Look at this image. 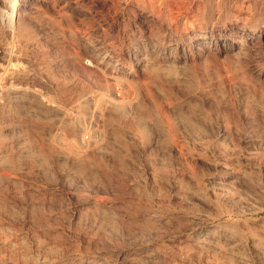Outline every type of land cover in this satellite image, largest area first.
Returning a JSON list of instances; mask_svg holds the SVG:
<instances>
[{
	"label": "rangeland",
	"instance_id": "rangeland-1",
	"mask_svg": "<svg viewBox=\"0 0 264 264\" xmlns=\"http://www.w3.org/2000/svg\"><path fill=\"white\" fill-rule=\"evenodd\" d=\"M36 1L46 15L43 24L33 23V37L40 41L39 51L37 50V54L33 55V61L37 63L36 65H40L41 73L49 74V78L55 82L54 88H50L52 91L49 88L43 89L45 94L50 100L54 99L52 101L65 106L64 108L72 114L71 119L67 121L68 119L60 117L56 110L55 114L52 108L41 105L35 99L26 101L22 105H13L20 109L12 106L11 109L0 110L2 113H0V132H2L0 133V212L2 213H0V225L4 224L8 227L6 229L0 226L3 232L0 231L2 234L0 235V257L4 258V260L0 258V264L13 262H15L13 264H100V261L102 264L105 262L107 264H151L152 262H154L152 264H163L161 260L154 261L144 256L140 245L142 241L139 237L142 236L143 242L145 239L155 237L153 226L145 225L144 228V223L149 224L148 216L164 212V210L168 215L179 214L186 220L181 230L174 228L170 223L161 228L165 234L157 240V244L164 246L167 244L177 246L182 244L179 242L181 237L188 235L191 238L196 235L199 231L192 230L190 227L198 223V220L202 221L203 216L210 215L209 217L214 219V225L223 222L235 224L236 221L241 222V220L257 226L264 225V41L244 40L239 43L238 48L241 45L247 48L245 53L247 55L243 54V57L234 55L235 51L225 52L224 55V52L217 50L216 44V47L211 46L213 57H210L212 58L210 61H204V56L207 54L202 48L206 46L207 40L216 42L217 37H221V32L226 28H230L229 32L238 31L239 33L245 32L252 26L264 29V0H188V4L193 3L191 11L185 10L177 14L176 21L174 20L170 27L162 24L148 11L142 12L134 8L135 11L130 13L127 10L128 2L125 0ZM190 20L192 23L188 22ZM55 21H60L64 30L73 35L72 38L66 37L67 39L62 43L55 44L52 41H46L44 33ZM104 26L105 32L102 30ZM203 27L208 29L207 39L197 41L198 32ZM118 34L120 40L117 47L119 46L120 49L115 51L122 54L120 67L126 72L129 71L130 74L127 73L128 81L125 82L123 79L116 84L108 77V71H106L107 75L104 71L99 72L85 59L92 60L96 55L94 50L106 46L108 41L116 38ZM136 45H140L148 53L153 68L158 66L147 70L149 74H146V71L144 74L134 69L135 60L130 50H133ZM166 54L171 55L175 64L170 65L165 60ZM111 55L116 57V53ZM192 60L197 63L195 62L194 65ZM105 66L106 64L103 67ZM172 70L175 72L173 73ZM180 73H182L181 76H179ZM177 74L178 77H176ZM124 83L131 86L129 94L123 88ZM102 90L114 97L125 96L133 104L127 106L124 112L113 113V118L107 117V119L101 116H95L97 119L93 120L88 118L86 121L88 130L84 132L83 137L87 140L92 139L90 126H94L98 131L102 130L99 132L103 136L101 135L102 137L95 145L83 148L79 140H75L74 144L70 138V131L74 127L77 128L74 115L84 113L83 106L78 107L79 100L77 102L76 100L82 95H87L91 99L92 95L101 93ZM28 104H30L29 108ZM4 110L6 114L8 113L7 116ZM76 110L78 112H75ZM19 114L22 116L19 117ZM169 119L173 121L172 124ZM184 120L187 122H183ZM223 122L224 125H222ZM194 123L198 127L194 126ZM192 127L196 130L193 131ZM197 131L201 132V135ZM172 134L173 136L170 137ZM260 135L262 136L259 138ZM199 137L201 140H197L200 139ZM73 148L79 150L75 151ZM20 152L21 155H19ZM67 152H70L72 156ZM77 157L80 158L77 159ZM248 174L250 177H247ZM232 183L233 186H231ZM230 195L235 198L234 202ZM243 196L245 200L254 196L256 202L258 201L257 203L263 207L262 212L255 214L244 210ZM235 207L242 208V213L232 217L226 214L228 209L232 210ZM2 208L5 209L4 212ZM216 209H219L218 212ZM114 215L117 217L114 218ZM116 219L117 221H114ZM79 221L81 224L78 223ZM122 223L126 227H123ZM32 228H37L38 232ZM150 228L151 231H148ZM206 228L202 225L199 230ZM86 230L93 231L92 234L97 232L94 240L83 238ZM43 232L44 235L41 234ZM134 232L135 234H132ZM147 232L151 236L145 235ZM14 233L18 234L14 235ZM131 234L134 237H131ZM137 234L140 236L137 237ZM18 237H22L24 242H20L21 239ZM42 238L45 242L41 240ZM60 241L64 244L61 245ZM49 242L53 243L49 246L50 248L47 246ZM18 243H22V246H18L21 245ZM133 243L136 244L133 246ZM41 244L43 247L40 246ZM10 245L17 246L14 248ZM23 245L27 247L24 246V249ZM70 246L74 250L70 249ZM27 258L28 262L25 260ZM173 258L177 262L181 261V258ZM193 260L199 262L200 254H193ZM181 262L187 264L184 261Z\"/></svg>",
	"mask_w": 264,
	"mask_h": 264
},
{
	"label": "bare ground",
	"instance_id": "bare-ground-1",
	"mask_svg": "<svg viewBox=\"0 0 264 264\" xmlns=\"http://www.w3.org/2000/svg\"><path fill=\"white\" fill-rule=\"evenodd\" d=\"M40 1V0H39ZM126 2H128V8L127 10L130 11H135L134 8H138L139 10L143 11H148L150 12V14L152 13L153 15L156 16V18L158 20L161 21L162 24L170 27L172 24V22L175 20V16L177 14H180L182 11L185 10H189L191 11L192 9V4L191 3H187L188 0H125ZM192 1V0H191ZM190 1V2H191ZM41 2V1H40ZM121 2V1H120ZM198 5V4H197ZM201 5V4H200ZM219 10V9H218ZM43 10H41V7L39 5V3H37L36 0H0V110H3L5 108H10L13 105H22L24 102L26 101H31L34 100L38 101V103H40L43 106L52 108L54 110V113L57 111L60 115V117L62 116L63 118H67L66 120L69 121V119H71V114L68 112V110L66 108H64L60 103L56 102V101H52L48 98V96L45 94L44 92V88L46 89H50V88H54L55 86V82L52 81L49 78V74L45 75L41 73V68L36 65L37 63L33 61V55H36L37 50L40 46V41L34 39L33 37V23H38V24H43V20H45L44 16L46 15L45 12H42ZM131 13V12H130ZM184 14V13H183ZM178 16V15H177ZM181 16V15H180ZM187 16V14L185 15ZM191 19V18H190ZM48 20V19H47ZM176 21V20H175ZM102 22V21H101ZM106 22V21H105ZM110 22V21H109ZM109 22L107 23V26L109 24ZM190 23H192V20L188 21ZM189 23V24H190ZM51 27L49 29H47V31L44 33V39L46 41L49 42H53L55 43H62L65 39H70L72 38V34L68 33L67 31L64 30V28L62 27V23L56 22L55 23H51L50 25ZM154 26V25H153ZM159 26V24H158ZM202 26V25H201ZM204 26V25H203ZM208 27V26H207ZM207 27H203V29L201 28V30H199L198 35H197V41H204L207 38V32L208 29ZM175 28V27H174ZM151 29V27H150ZM229 29V30H228ZM226 28L223 32H221V37H217L216 42H213L212 40L210 41H206V46L202 47L205 49L206 54L207 55H203L204 56V61H210V57L212 56V48L216 47L217 44V50L219 52H224V55L226 54L225 52H234V55L236 54L237 57H243L247 55L246 50L247 48L245 46H240L238 48V44L244 42V40H249L251 42H254L255 40H263L264 41V29H261L260 27H248L246 29L245 32L243 33H239L238 31H234V32H229L230 28ZM102 30L105 32L106 28L104 26V28H102ZM108 30V29H107ZM111 30V29H110ZM152 30V29H151ZM168 30V29H167ZM214 30V29H212ZM155 31V30H154ZM170 31V30H169ZM173 31V30H172ZM108 32V31H107ZM152 32V31H151ZM159 33V32H158ZM106 34V33H105ZM122 35V34H121ZM163 36V35H162ZM169 36V35H168ZM172 37V35H170ZM67 37V38H66ZM149 37V36H148ZM154 37V36H153ZM164 37V36H163ZM36 38V37H35ZM150 38V37H149ZM166 38V36H165ZM115 39V40H113ZM112 40H109L108 43L106 44V46L99 48L97 50H94V54H96L94 56V58L91 59H85V61L90 62V64L92 66H94L93 68H96L99 72L104 71L106 73V71H108V77H110V79L113 80V82H118V81H128L127 79V73L126 71L122 70V68L120 67L121 65V61H122V54L120 52H116L115 49H120V47H117V43L119 45V40H120V35L118 34V36L115 38H113ZM154 39V38H153ZM164 39V38H163ZM196 39V38H195ZM41 40V39H39ZM165 40V39H164ZM148 41V40H147ZM152 41V40H151ZM231 41V43L229 42ZM107 42V41H106ZM149 43V42H148ZM258 43V42H257ZM262 43V42H261ZM137 44V43H136ZM155 44V43H153ZM255 44V43H254ZM132 45V44H131ZM263 45V44H262ZM130 45L128 44V47ZM145 46V45H143ZM142 46V47H143ZM153 46V45H152ZM200 46V45H199ZM213 46V47H211ZM254 46V45H253ZM256 47V46H255ZM151 48V47H150ZM154 48V47H153ZM48 49V48H47ZM130 49V47H129ZM146 49V48H145ZM152 49V48H151ZM92 50V49H91ZM39 51V50H38ZM96 51V52H95ZM148 51V50H147ZM200 52V51H199ZM198 52V53H199ZM203 52V51H201ZM36 53V54H35ZM113 53H116V57H114ZM130 53L133 57V59L135 60V67L134 69H137V71H141V72H145L146 74H149V72H147V70H151L154 69L155 67L157 68L158 66H155L153 68V64H151L152 61H150V58H148V53L143 50L140 45H136L133 47V50H130ZM92 54V53H91ZM216 54V53H215ZM167 56H165V60L171 65V63H173V59L171 58L170 54H166ZM201 56V57H203ZM219 56V55H218ZM36 58V57H35ZM219 58V57H218ZM217 58V59H218ZM214 59V58H213ZM219 60V59H218ZM37 61V60H35ZM39 61V60H38ZM194 62V60H192ZM202 61V60H201ZM203 61V62H204ZM216 61V58H215ZM220 61V60H219ZM218 61V62H219ZM192 62V63H193ZM196 62V61H195ZM194 62V65L197 63ZM212 62V61H211ZM210 62V63H211ZM217 62V63H218ZM36 63V64H35ZM43 63V62H42ZM156 63V62H155ZM205 63V62H204ZM203 63V64H204ZM207 63V62H206ZM214 63V62H213ZM216 63V64H217ZM40 64V63H38ZM104 64H106L105 68L103 67ZM175 64V63H173ZM172 64V65H173ZM186 64V63H185ZM189 64V63H188ZM215 64V63H214ZM88 65V64H86ZM187 65V64H186ZM213 65V64H212ZM160 66V65H159ZM176 66V65H175ZM178 66V65H177ZM185 66V65H184ZM193 66V65H192ZM58 67V66H57ZM175 68L174 66H170ZM168 67V68H170ZM209 67V66H208ZM178 68V67H177ZM182 68V67H180ZM187 68V67H186ZM44 69V68H43ZM171 69V68H170ZM185 69V68H183ZM193 71L194 68L192 67ZM160 70V69H159ZM44 71V70H43ZM154 71V70H152ZM168 71V70H167ZM175 71H177L175 69ZM174 70H172V72H175ZM181 71V70H180ZM186 71V70H184ZM103 72V73H104ZM169 72V71H168ZM49 73V72H48ZM195 73V72H194ZM130 74V73H129ZM145 74V73H144ZM153 74V73H152ZM186 74V73H185ZM197 74V73H196ZM194 74V75H196ZM107 75V73L105 74ZM104 75V76H105ZM176 75V74H174ZM173 75V76H174ZM182 73L179 74V76H181ZM198 75V74H197ZM169 76V74H168ZM229 75H227L228 77ZM107 77V76H106ZM178 77V74L177 76ZM175 77V78H176ZM57 78V77H56ZM183 78V77H182ZM179 78V79H182ZM264 79V78H263ZM230 81V79H229ZM107 82V81H106ZM109 82V81H108ZM112 82V81H111ZM133 83V82H132ZM231 83V82H230ZM113 84V83H112ZM118 84V83H116ZM115 85V84H114ZM123 85V84H122ZM107 86V85H105ZM121 86V85H120ZM119 86V87H120ZM136 86V85H135ZM109 87V86H108ZM113 87V86H112ZM122 87V86H121ZM131 86L129 84H125L124 83V89L126 91V93H128L130 91ZM45 89V90H46ZM107 89V88H106ZM114 89L116 90L115 86ZM52 91V89H50ZM105 90V88H104ZM104 90H102L101 93H95V95L91 96V99L88 98L87 95L80 96L79 99L77 98L76 102L79 100L78 103V107H82L84 108V113H76L74 115V121L77 124V128L76 127H72L73 129L70 131V138L71 140L74 142L75 140H79L80 144L83 146V148H89L91 145H95L99 140L100 137H102L103 135L99 132L102 131L99 129V131L97 130V128H94V126H90V130H91V134H92V139H85V137H83L84 132H86L87 129V125H86V121L88 120V118L90 120H93L95 118V116H101V117H112V115L114 116L113 113H121L124 112L125 109L127 108V106H130L131 104H133V102L129 99H126L125 96H118V97H114L113 95L111 96V94L108 93H104ZM109 90V88H108ZM123 90V89H122ZM134 92V91H133ZM117 93V92H116ZM91 94V93H89ZM118 94V93H117ZM122 94V91H121ZM129 94V93H128ZM120 95V93L118 94ZM50 96V95H49ZM128 96V95H127ZM64 99V98H63ZM137 101V100H136ZM34 103V102H33ZM36 103V102H35ZM63 103V102H62ZM74 103V102H73ZM37 104V103H36ZM28 108L30 107V104H28ZM32 105V104H31ZM33 106V105H32ZM72 106V105H71ZM70 106V107H71ZM76 106V103H75ZM16 107V109L18 108L17 106H13V108ZM20 107V106H19ZM25 109H27L26 107H24ZM33 108V107H32ZM75 108V107H74ZM15 109V111H16ZM20 109V108H18ZM31 109V108H30ZM34 109V108H33ZM45 109V107H44ZM47 109V108H46ZM22 110V108H21ZM20 110V111H21ZM24 110V109H23ZM51 110V109H50ZM56 110V111H55ZM78 110V109H77ZM75 112H78V111ZM81 110V108H80ZM70 111V110H69ZM4 114H6V111L4 110ZM24 112V111H23ZM1 113V112H0ZM16 113V112H15ZM19 113V112H18ZM185 113V112H184ZM2 114V113H1ZM8 114V113H7ZM6 114V116H7ZM13 114V113H12ZM56 114V113H55ZM175 114V113H174ZM188 115V113H186ZM185 114V115H186ZM194 114V113H193ZM191 114V115H193ZM11 115V114H9ZM22 114H19V117H21ZM116 115V114H115ZM171 115V114H170ZM2 116V115H1ZM27 116V115H25ZM29 116V115H28ZM58 116V117H59ZM194 116V115H193ZM5 117V116H4ZM9 117V116H8ZM24 117V116H23ZM56 117V116H55ZM168 117V115H167ZM172 117V116H171ZM170 117V119H171ZM14 118V117H12ZM11 118V119H12ZM62 118V119H63ZM113 118V117H112ZM176 118V117H175ZM60 119V118H59ZM97 119V118H95ZM99 119V118H98ZM105 119V118H104ZM108 119V118H107ZM169 119V120H170ZM174 119V118H172ZM179 119V117H178ZM177 119V120H178ZM61 120V119H60ZM197 120V119H196ZM226 120V119H225ZM2 122H4L3 120H1ZM95 121V120H94ZM97 121V120H96ZM182 121V120H181ZM180 121V124H181ZM193 121V120H192ZM199 121V120H198ZM60 122V121H59ZM66 122V121H64ZM93 121H91L92 123ZM99 122V121H98ZM97 122V123H98ZM171 124L173 121H169ZM183 122H187V120H184ZM197 122V121H194ZM264 122V121H263ZM70 123V122H69ZM95 123V122H94ZM189 123V122H188ZM193 124V122H190V124ZM198 123V122H197ZM67 124V123H66ZM170 124L169 126V130H172V125ZM195 124V123H194ZM225 123L223 122L222 125H224ZM99 125V124H98ZM168 125V124H167ZM186 125V124H185ZM8 126V125H7ZM29 126V125H28ZM65 126V125H64ZM70 126V124H69ZM73 126V125H71ZM189 127V125H186ZM192 126V125H191ZM196 126V124L194 125ZM193 126V127H194ZM26 127V126H25ZM184 127V125H183ZM192 127V128H193ZM198 127V125L196 126ZM194 127V128H196ZM193 128V131L196 130ZM223 128V127H222ZM231 128V127H230ZM67 129V128H66ZM71 129V128H70ZM185 129V128H184ZM183 129V130H184ZM224 129V128H223ZM232 129V128H231ZM263 129V128H261ZM6 130V129H5ZM64 130V129H63ZM201 130V129H199ZM56 131V130H55ZM65 131V130H64ZM177 131V130H176ZM187 131V130H186ZM184 131V133L186 132ZM191 132H193L192 130H190ZM221 131V130H220ZM225 131V130H224ZM223 131V132H224ZM235 131V130H234ZM60 132V131H59ZM169 132V131H168ZM174 132V131H172ZM171 132V133H172ZM228 132V131H227ZM231 132V131H230ZM229 132V133H230ZM2 133V132H0ZM177 133V132H176ZM175 133V134H176ZM189 133V132H188ZM198 133V131H197ZM201 133V132H200ZM198 133V134H200ZM221 133V132H220ZM59 134V133H58ZM174 134V133H173ZM173 134L170 136L172 137ZM252 134V133H251ZM256 134V133H255ZM17 135V134H16ZM57 135V134H56ZM63 135V134H62ZM69 135V134H68ZM102 135V136H101ZM186 135V134H185ZM201 135V134H200ZM250 135V133H249ZM175 136V135H174ZM203 136V135H202ZM201 136V137H202ZM262 135L259 136V138ZM20 137V136H19ZM25 137V136H24ZM61 137V136H60ZM58 137V138H60ZM68 137V136H67ZM190 137V136H189ZM198 137V136H197ZM201 137H199L200 139L197 140H201ZM230 137V136H229ZM222 138V137H221ZM225 138V137H224ZM227 138V137H226ZM249 138V137H248ZM255 138V137H254ZM65 139V137H64ZM63 139V140H64ZM103 139V138H101ZM195 139V140H196ZM251 139V137H250ZM19 140V139H18ZM26 140V139H25ZM68 141H70L67 138ZM90 140V141H89ZM258 140V139H257ZM14 141V140H13ZM16 141V140H15ZM60 141V140H59ZM63 142V141H62ZM196 142V141H195ZM199 142V141H198ZM203 142V141H202ZM200 142V143H202ZM221 142L222 139H221ZM61 143V141H60ZM72 143V142H70ZM76 142H74L75 144ZM204 143V142H203ZM4 144V143H3ZM17 144V143H16ZM15 144V145H16ZM78 144V143H77ZM194 144V143H193ZM24 145V144H23ZM196 145V144H195ZM204 145V144H203ZM56 146V145H55ZM67 146V145H66ZM74 145H72L73 147ZM78 146V145H77ZM101 146V145H100ZM1 147V145H0ZM21 147V146H20ZM97 147V146H96ZM76 148V147H75ZM73 148V149H75ZM80 148V147H79ZM99 148V147H98ZM205 148V147H204ZM234 148V147H233ZM232 148V150H234ZM3 148H1L2 150ZM17 149V148H16ZM94 149V147H93ZM101 149V147L99 148ZM20 150V149H19ZM18 150V151H19ZM69 150V149H68ZM72 150V149H71ZM79 149L77 148V150L75 149V151H78ZM86 150V149H84ZM90 150V149H89ZM102 150V149H101ZM24 151V150H23ZM63 151V150H61ZM230 151V150H229ZM3 152V151H2ZM22 152V151H21ZM21 152L19 155H21ZM64 152V151H63ZM85 152V151H84ZM91 152V151H90ZM223 152V151H222ZM225 152V151H224ZM227 152V151H226ZM19 153V152H18ZM66 153V152H65ZM68 154L70 152H67ZM221 153V152H220ZM229 153V152H228ZM233 153V152H232ZM236 153V152H235ZM250 153V152H248ZM23 154V152H22ZM226 154V153H225ZM252 154V153H251ZM254 154V153H253ZM252 154V155H253ZM5 155V154H4ZM71 155V153H70ZM79 155V153H78ZM86 155V154H85ZM223 155V154H222ZM248 155V154H247ZM246 155V156H247ZM255 155V154H254ZM72 156V155H71ZM74 156V155H73ZM229 156V155H228ZM251 156V155H250ZM3 157V156H1ZM6 157V156H5ZM69 157V156H68ZM4 158V157H3ZM80 157H77V159H79ZM231 158V157H230ZM235 158V157H234ZM247 158V157H246ZM249 158V155H248ZM248 158L246 160H248ZM223 159V158H222ZM233 159V158H232ZM253 159V158H252ZM76 160V159H75ZM74 160V161H75ZM228 160V159H227ZM231 160V159H229ZM2 161V160H1ZM237 161V160H236ZM224 162V161H223ZM233 162V161H232ZM248 162V161H247ZM246 162V163H247ZM256 162V161H255ZM260 162V161H259ZM3 163V161H2ZM80 163V162H79ZM237 163V162H236ZM257 163V162H256ZM5 164V162H4ZM217 164V163H216ZM215 164V165H216ZM244 165V164H243ZM1 166V165H0ZM250 166V165H249ZM215 167V166H214ZM224 167V166H223ZM226 167V166H225ZM231 167V166H230ZM240 167V166H239ZM229 167H227L228 169ZM220 169V168H219ZM225 169V168H224ZM232 169V167H231ZM235 169V168H234ZM245 169V168H244ZM251 169V168H250ZM262 169V168H261ZM222 170V169H221ZM236 170V169H235ZM249 170V168H248ZM225 171H227L225 169ZM238 171V170H237ZM244 171V170H243ZM252 171V170H251ZM242 172V171H241ZM219 173V171H218ZM227 174V173H225ZM231 174V173H230ZM242 174V173H241ZM220 175V173H219ZM218 175V176H219ZM246 175V174H245ZM250 174L247 175V177ZM221 176V175H220ZM222 177V176H221ZM231 177V176H230ZM236 177V176H235ZM246 177V178H247ZM250 177V176H249ZM239 179V178H238ZM244 181V180H243ZM246 181V180H245ZM233 182V181H232ZM225 183V181H224ZM235 183V182H234ZM220 184V183H219ZM218 184V185H219ZM236 184V183H235ZM217 185V184H216ZM226 185V184H225ZM234 184L232 183L231 186H233ZM240 185V183H239ZM245 185V183H244ZM236 186V185H235ZM217 187V186H216ZM246 187V186H245ZM224 188V186H223ZM235 188V187H234ZM241 188V187H240ZM222 189V188H221ZM220 189V190H221ZM230 189V188H229ZM215 190V189H214ZM219 190V189H218ZM216 190V191H218ZM225 190H228L225 188ZM224 191V190H223ZM239 191V189H238ZM243 191V190H242ZM234 192V191H233ZM219 193V192H218ZM237 193V192H235ZM239 193V192H238ZM242 193V192H241ZM250 193V192H248ZM220 194V193H219ZM222 194V192H221ZM247 194V193H246ZM254 194V193H253ZM252 194V195H253ZM240 195V194H239ZM249 195V194H248ZM216 196L218 197L219 195L216 194ZM231 196V195H230ZM255 196V195H254ZM253 196V198H249V199H244V196L242 197L244 201V203H242V207L244 208V210L248 211V212H254L255 214L258 212H262L263 207L261 205H259L256 202V198ZM1 197V196H0ZM220 197V196H219ZM237 197V196H236ZM246 197V196H245ZM249 197V196H248ZM257 197V196H256ZM224 198V197H223ZM229 198V196H228ZM255 198V199H254ZM221 199V198H220ZM216 200V199H215ZM226 200V199H225ZM230 200V199H229ZM228 200V201H229ZM231 200L234 202L235 198L231 196ZM240 200V199H238ZM242 200V201H243ZM223 203V202H222ZM225 203V202H224ZM231 203V202H230ZM6 204V203H5ZM227 204V203H226ZM240 204V203H239ZM1 205V203H0ZM4 205V204H3ZM230 205V204H229ZM241 205V204H240ZM235 206V205H232ZM239 206V205H238ZM221 207V206H220ZM5 208V205H4ZM217 208V207H216ZM219 208V207H218ZM227 208V207H226ZM230 208V207H229ZM214 209V207H213ZM3 212L5 209H3ZM164 210V209H163ZM217 210V209H216ZM219 210V209H218ZM218 210L216 212H218ZM222 210V209H221ZM229 211H226V214L230 215L231 217L234 215H237L238 213H240L242 211V208H238L235 207L232 210L228 209ZM9 211V209H8ZM7 211V212H8ZM150 211V210H149ZM173 211V210H172ZM178 211V210H177ZM190 211V210H189ZM188 211V212H189ZM212 211V210H211ZM185 212V211H184ZM206 212V211H205ZM214 212V211H213ZM215 212V213H216ZM221 212V211H219ZM1 213V212H0ZM148 213V212H147ZM192 213V211L190 212ZM196 213V212H195ZM212 213V212H211ZM242 213V212H241ZM2 214V213H1ZM4 214V213H3ZM8 214V213H7ZM145 214V213H144ZM188 214V213H187ZM194 214V213H193ZM207 214V212H206ZM213 214V213H212ZM5 215V214H4ZM2 215V216H4ZM118 215V214H117ZM120 215V214H119ZM185 215V214H184ZM199 215V213L197 214ZM209 215V214H208ZM225 215V214H224ZM243 215V214H242ZM251 215V214H250ZM6 216V215H5ZM115 216V215H114ZM123 216V215H122ZM131 216V215H129ZM138 216V215H137ZM144 216V215H143ZM210 216V215H209ZM209 216H203V218H201L202 221L198 223L196 222L195 225H193V227H190L192 230H196L199 231L196 235H194L193 237L189 238L188 235L187 236H183L179 239V242H181L182 244L179 245H175L174 246H164V245H159L157 244V240L159 238H162L165 234L164 231L161 229L162 227H164L166 224H171L174 228L176 229H183L184 224L183 222H185L186 220H184L179 214H175V213H171V214H167L164 210V212H160L157 214H152L150 216L147 217L149 224H146V222L144 223V228L145 225H152L153 228L155 230V237H151L148 240L145 239V241L143 242V238L141 240L140 238V245L142 247L143 250V254L144 256L150 260H161L163 264H182L181 261L186 262L187 264H264V225H254L250 222H246V221H242L241 222H237L235 224H229V223H222V224H218V225H214V219L209 217ZM213 216V215H212ZM262 216V215H261ZM117 216H115L114 218H116ZM120 216H118L119 218ZM135 217V215H134ZM185 217V216H184ZM220 217H224V216H220ZM219 217V218H220ZM7 218V217H6ZM113 218V219H114ZM138 218V217H137ZM218 218V217H217ZM121 220V218H119ZM118 219V220H119ZM126 219V218H124ZM134 219V218H133ZM132 219V220H133ZM141 219V218H140ZM188 219V218H187ZM246 219V218H245ZM4 220V219H3ZM79 220V219H78ZM128 220V219H127ZM131 220V221H132ZM145 220V219H144ZM260 220V219H259ZM69 221V220H68ZM74 221V220H73ZM102 221V220H101ZM114 221H117L114 220ZM122 221V220H121ZM130 221V220H129ZM135 221V220H133ZM189 221V219L187 220ZM229 221V220H228ZM45 222V220L43 221V223ZM75 222V221H74ZM97 222V221H96ZM119 222V221H118ZM117 222V223H118ZM124 222V221H123ZM226 222V221H225ZM36 223V222H35ZM77 223V222H76ZM74 223V224H76ZM78 223L81 224V222L79 221ZM77 223V224H78ZM91 223V222H90ZM121 223V222H120ZM127 223V222H126ZM125 223V224H126ZM129 223V222H128ZM135 223V222H134ZM139 223V222H138ZM136 223V224H138ZM142 223V221L140 222ZM139 223V224H140ZM187 223V222H186ZM231 223V222H230ZM263 223V222H262ZM3 224V223H2ZM26 224V223H25ZM40 224V223H38ZM45 224V223H44ZM76 224V225H77ZM85 224V222H84ZM83 224V225H84ZM94 224V223H93ZM96 224V223H95ZM212 224V225H209ZM41 225V224H40ZM89 225V224H88ZM92 225V223H91ZM123 225V223H122ZM121 226V228L126 227L125 225H123V227ZM131 225V224H129ZM134 225V224H133ZM204 225L205 227H207L205 230L200 231V227ZM1 226V225H0ZM4 226V224L2 225ZM1 226V227H2ZM34 226V225H32ZM37 226V225H36ZM46 226H48L46 224ZM136 226V225H135ZM151 226V227H152ZM31 227V226H30ZM29 227V228H30ZM35 227V226H34ZM39 227V226H38ZM49 227V226H48ZM52 227V226H51ZM92 227V226H91ZM128 227V226H127ZM188 227V225H187ZM4 228L8 229V227L5 225ZM2 228V230L4 229ZM43 228V227H42ZM50 228V227H49ZM85 228V227H84ZM90 228V227H88ZM93 228V227H92ZM95 228V227H94ZM97 228V226H96ZM95 228V229H96ZM135 228V227H134ZM32 229H37V228H32ZM91 229V228H90ZM98 229V228H97ZM124 229V228H123ZM122 229V230H123ZM121 230V231H122ZM127 230V229H126ZM125 230V232H126ZM135 230V229H133ZM139 230V229H138ZM147 230V229H146ZM145 230V231H146ZM153 230V231H154ZM1 231V230H0ZM33 231V230H32ZM38 232V230H36ZM44 231V230H43ZM84 231V230H83ZM99 231V230H98ZM151 231V228L150 230ZM152 231V232H153ZM9 232V230H8ZM11 232V231H10ZM35 232V231H34ZM42 232V231H41ZM47 232V231H46ZM55 232V231H54ZM60 232V231H59ZM58 232V233H59ZM81 233V231H79ZM93 232V231H92ZM91 231L86 230V232L83 234L84 237L83 238H89L90 240H94V235L96 236V234H92ZM167 232V231H166ZM169 232V229H168ZM174 232V230H173ZM172 232V233H173ZM183 232V231H181ZM1 233H3L1 231ZM94 233V232H93ZM124 234V232H122ZM130 233V232H128ZM126 233V234H128ZM142 233V231H141ZM6 234V233H5ZM12 234V232H11ZM17 235L18 233H14V235ZM37 234V233H35ZM34 234V235H35ZM44 235V232L41 233ZM53 234V233H52ZM64 234V233H63ZM82 234V233H81ZM103 234V233H102ZM102 234H100L102 236ZM132 234H135L132 233ZM131 237H134L132 236ZM140 234V233H139ZM150 234V233H149ZM171 234V233H170ZM187 234V233H186ZM195 234V233H194ZM2 235V234H0ZM38 235H40V233H38ZM57 235V234H56ZM62 235V234H61ZM78 235V234H77ZM76 235V236H77ZM105 235V234H104ZM129 235V234H128ZM148 235V232L147 234ZM143 233V236H145ZM167 235V234H166ZM165 235V236H166ZM177 235V234H176ZM8 236V234L6 235ZM32 237V235H30ZM47 236V234H46ZM55 236V235H54ZM59 236V235H58ZM64 236V235H63ZM74 236V237H76ZM80 236V235H79ZM140 236L137 234V237ZM151 235H148V237ZM168 236V235H167ZM166 236V237H167ZM172 236V235H171ZM12 237V236H11ZM49 237V236H48ZM56 237V236H55ZM105 237V236H104ZM103 239H106L104 238ZM122 237V236H121ZM127 237V236H125ZM174 237V236H173ZM178 237V236H177ZM8 238V237H7ZM19 238V237H18ZM24 238V237H23ZM29 238V237H28ZM37 238V236H36ZM41 238V235H40ZM57 238V237H56ZM59 238V237H58ZM147 238V237H146ZM183 238V239H182ZM9 239V238H8ZM17 239V238H15ZM21 239L20 242H24L22 241V237L19 238ZM27 239V237L25 238ZM51 239V237H50ZM79 239V237L77 238ZM98 239V238H97ZM127 239V238H126ZM134 239V238H133ZM3 240V239H2ZM37 240V239H36ZM43 240V238L41 239ZM47 240H49L47 238ZM46 240V241H47ZM53 240V239H52ZM64 240V239H63ZM85 240V239H84ZM124 240V239H122ZM132 240V238H131ZM137 239L135 238V241ZM139 240V239H138ZM177 240V239H176ZM1 241V240H0ZM14 241V240H13ZM17 241V240H16ZM35 241V240H34ZM39 241V240H38ZM44 241V240H43ZM55 241V240H53ZM98 241V240H97ZM129 241V240H128ZM178 241V240H177ZM176 241V242H177ZM4 242V241H3ZM10 242V240H9ZM28 242V241H26ZM45 242V241H44ZM43 242V243H44ZM65 242V241H64ZM82 242V241H81ZM86 242H88V240H86ZM131 242V241H130ZM134 242V241H133ZM137 242V241H136ZM15 243V241H14ZM13 243V244H14ZM17 243V242H16ZM38 243V242H37ZM42 243V244H43ZM59 243V242H58ZM61 243V241H60ZM59 243V244H60ZM63 243V242H62ZM61 243V245H62ZM89 243V242H88ZM86 243V244H88ZM129 243V242H128ZM139 243V241H138ZM142 243V244H141ZM166 243V242H165ZM164 243V244H165ZM168 243V242H167ZM12 244V243H11ZM21 244V245H18ZM18 246H22V243H18ZM28 244V243H26ZM35 244V243H34ZM40 244V241H39ZM40 245L43 247V245ZM57 244V243H55ZM64 244V243H63ZM66 244V243H65ZM70 244V243H69ZM84 244V245H86ZM91 244V243H90ZM89 244V245H90ZM96 245H98L97 243H95ZM94 244V245H95ZM101 244V243H100ZM130 244V243H129ZM136 244V243H135ZM133 243V246L135 245ZM16 245V246H17ZM31 245V244H30ZM36 245V244H35ZM46 245V244H45ZM50 245H53V243H47V246L49 247ZM73 245V244H72ZM80 245V243H79ZM93 245V246H94ZM173 245V244H172ZM11 246V245H10ZM16 246H11V247H16ZM27 247V245H23V248L25 249V247ZM32 246V245H31ZM59 246V245H58ZM65 246V245H64ZM67 246V245H66ZM74 246V245H73ZM92 246V247H93ZM7 247V246H5ZM56 247V246H55ZM69 247V246H68ZM71 247V246H70ZM76 248V246H74ZM73 247V248H74ZM78 247V246H77ZM89 247V246H88ZM91 247V246H90ZM98 247V246H96ZM130 248V246H128ZM169 247V249H168ZM175 247H177L176 249H174ZM50 248V247H49ZM52 248V246H51ZM54 248V247H53ZM57 248V247H56ZM60 248V247H58ZM62 248H64L62 246ZM80 248V246L78 247ZM84 248V247H83ZM95 247H93L94 249ZM5 250L7 248H4ZM10 249V248H9ZM22 249V248H21ZM23 249V250H24ZM55 249V248H54ZM65 249V248H64ZM63 249V250H64ZM72 249V247L70 248ZM77 249V248H76ZM88 249V248H87ZM96 249V248H95ZM115 249V248H114ZM12 250V248H11ZM16 250V249H15ZM18 250V249H17ZM46 250V249H44ZM53 251V249H51ZM57 250V249H56ZM59 250V249H58ZM74 250V249H72ZM85 250V249H84ZM91 250V249H90ZM168 250V251H167ZM174 250V251H173ZM8 251V250H7ZM28 251V250H27ZM30 251V250H29ZM39 251V250H37ZM60 251V250H59ZM62 251V250H61ZM67 251V250H64ZM136 251H138L136 249ZM167 251V252H166ZM12 252V251H11ZM15 253H17L16 251H14ZM13 252V254H15ZM22 252V251H21ZM26 252V250H25ZM31 252V251H30ZM41 252V251H40ZM43 252V251H42ZM46 252V251H45ZM56 255H57V251ZM63 252V251H62ZM72 252V251H70ZM75 252V251H74ZM82 252V251H81ZM101 252V251H100ZM135 252V251H134ZM140 252V251H138ZM172 252V253H171ZM9 253V252H8ZM24 253V251H23ZM28 253V252H27ZM38 253V252H37ZM65 253V252H63ZM69 254V251L67 252ZM76 253V252H75ZM130 253V251H129ZM133 253V252H132ZM6 254V251H5ZM12 254V255H13ZM47 254V253H46ZM60 254V253H59ZM66 254V253H65ZM128 254V253H127ZM140 254V253H139ZM193 254H200V258L201 260H199V262H195L193 260ZM2 255V253H1ZM16 255V254H15ZM18 255V254H17ZM44 255V254H43ZM42 255V256H43ZM53 255V254H52ZM55 255V254H54ZM55 255V256H56ZM63 255V254H61ZM67 255V254H66ZM120 255V254H119ZM138 255V254H137ZM176 255V256H175ZM14 256V255H13ZM27 256V255H26ZM36 256V254H35ZM39 256V255H37ZM46 256V255H45ZM64 256V255H63ZM96 256V255H95ZM104 256V255H103ZM118 256V255H117ZM132 256V255H131ZM199 256V255H198ZM9 257V256H8ZM18 257V256H17ZM22 257V256H20ZM34 257V256H33ZM61 257V256H59ZM84 257V256H83ZM107 257V256H106ZM123 257V256H122ZM125 257V256H124ZM141 257V256H140ZM173 257H177V258H181V263L177 262V260H175ZM1 258V257H0ZM3 258V257H2ZM1 258V259H2ZM12 258V257H11ZM26 258V257H25ZM31 258V257H30ZM43 258V257H42ZM46 258V257H44ZM49 258V257H48ZM77 258V257H76ZM128 258V257H127ZM137 258V257H135ZM198 258V257H197ZM0 259V260H1ZM6 259V258H5ZM10 259V258H9ZM21 259V258H20ZM23 259V258H22ZM36 259V258H35ZM35 259H33L34 261H36ZM51 259L52 256H51ZM80 259V258H79ZM86 259V258H85ZM105 259V258H104ZM121 259V258H120ZM123 259V258H122ZM130 259V258H129ZM134 259V258H133ZM143 259V258H142ZM196 259V258H195ZM4 260V258H3ZM2 260V263H3ZM26 261L29 259H25ZM56 260V259H55ZM100 260V259H99ZM98 260V261H99ZM107 260V258H106ZM105 260V261H106ZM127 260V259H125ZM124 260V261H125ZM141 260V259H140ZM149 260V261H150ZM11 261V260H10ZM21 261V260H19ZM25 261V263H26ZM27 261V262H28ZM32 261V258H31ZM38 261V260H37ZM44 261V260H43ZM96 261V260H95ZM109 261V260H108ZM136 261V260H135ZM139 261V260H138ZM144 261H146V259H144ZM67 262V261H66ZM128 262V261H127ZM143 262V261H142ZM9 263V262H8ZM15 263V262H13ZM11 263V264H13ZM35 263V262H34ZM48 263V262H47ZM59 263V262H58ZM100 264L101 261L99 262ZM110 263V261H109ZM129 263V262H128ZM133 263H135L133 261ZM139 263V262H138ZM148 263V262H147ZM154 263V262H152ZM151 263V264H152ZM158 263V262H157ZM160 263V262H159ZM10 264V263H9ZM31 264V263H30ZM77 264V263H76ZM92 264V263H91ZM98 264V263H97ZM105 264H107L105 262ZM130 264V263H129ZM137 264V263H136ZM141 264V263H139Z\"/></svg>",
	"mask_w": 264,
	"mask_h": 264
}]
</instances>
